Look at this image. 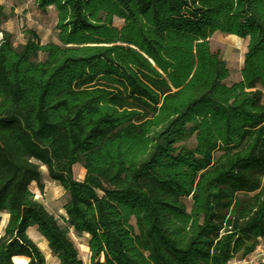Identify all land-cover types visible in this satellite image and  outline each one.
Here are the masks:
<instances>
[{
    "label": "trees",
    "instance_id": "obj_1",
    "mask_svg": "<svg viewBox=\"0 0 264 264\" xmlns=\"http://www.w3.org/2000/svg\"><path fill=\"white\" fill-rule=\"evenodd\" d=\"M35 6L53 8L56 42L25 30L14 46L0 9V264H46L31 228L57 264H83L71 233L88 264L251 255L264 240V0ZM215 33L247 41L231 85ZM42 168L67 195L61 219L30 189Z\"/></svg>",
    "mask_w": 264,
    "mask_h": 264
},
{
    "label": "rangeland",
    "instance_id": "obj_2",
    "mask_svg": "<svg viewBox=\"0 0 264 264\" xmlns=\"http://www.w3.org/2000/svg\"><path fill=\"white\" fill-rule=\"evenodd\" d=\"M0 6L3 17L2 28L11 33L14 46L24 44L25 30L35 31L42 43L57 41L55 30L56 15L52 8L48 9L45 13L40 12L35 7L34 0H0ZM114 25L121 27L122 21L116 19ZM209 43L211 50L220 55L229 69V78L226 84L231 85L238 82L241 79L240 70L247 41L236 36L215 33L209 39ZM187 145L189 148L193 147L194 141H189ZM41 170L43 190L40 191L34 183L31 184L30 189L35 194V199L39 200L56 218L61 219L64 216L63 206L66 203L67 195L56 182L51 181L47 177L45 168ZM73 170L75 179L81 181L84 176L81 165H74ZM186 204L189 206L190 200H186ZM2 220L0 234L2 233L7 216L2 215ZM28 235L43 252L46 264H57L56 259L50 254L45 240L39 236L36 229L31 228L28 231ZM70 237L79 251L83 264H88L87 237H76L73 233L70 234ZM260 246H264V241H261ZM240 260L237 257L230 264H238Z\"/></svg>",
    "mask_w": 264,
    "mask_h": 264
},
{
    "label": "built area",
    "instance_id": "obj_3",
    "mask_svg": "<svg viewBox=\"0 0 264 264\" xmlns=\"http://www.w3.org/2000/svg\"><path fill=\"white\" fill-rule=\"evenodd\" d=\"M2 34L0 33V40ZM264 263V246H258L257 249L248 257L241 259L238 264H261ZM237 264V263H236Z\"/></svg>",
    "mask_w": 264,
    "mask_h": 264
},
{
    "label": "bare ground",
    "instance_id": "obj_4",
    "mask_svg": "<svg viewBox=\"0 0 264 264\" xmlns=\"http://www.w3.org/2000/svg\"><path fill=\"white\" fill-rule=\"evenodd\" d=\"M84 173V171H83ZM27 259L26 258H23V257H14L13 258V263L14 264H27Z\"/></svg>",
    "mask_w": 264,
    "mask_h": 264
},
{
    "label": "crops",
    "instance_id": "obj_5",
    "mask_svg": "<svg viewBox=\"0 0 264 264\" xmlns=\"http://www.w3.org/2000/svg\"><path fill=\"white\" fill-rule=\"evenodd\" d=\"M34 4H35V0H34ZM36 7V6H35ZM0 9H1V6H0ZM50 9V8H49ZM53 9V8H52ZM38 10V9H37ZM39 11V10H38ZM41 12V11H40ZM1 28H2V25H1ZM3 29V28H2ZM4 30V29H3ZM6 32H8L7 30H4ZM9 34H11L10 32H8ZM264 241V240H263ZM233 261V260H232Z\"/></svg>",
    "mask_w": 264,
    "mask_h": 264
}]
</instances>
